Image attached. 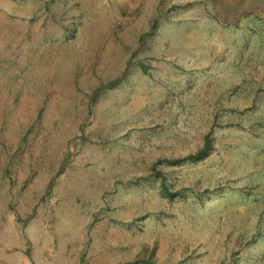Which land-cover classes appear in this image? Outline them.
<instances>
[{
	"label": "rangeland",
	"instance_id": "374dc122",
	"mask_svg": "<svg viewBox=\"0 0 264 264\" xmlns=\"http://www.w3.org/2000/svg\"><path fill=\"white\" fill-rule=\"evenodd\" d=\"M0 264H264V0H0Z\"/></svg>",
	"mask_w": 264,
	"mask_h": 264
},
{
	"label": "trees",
	"instance_id": "16d2710c",
	"mask_svg": "<svg viewBox=\"0 0 264 264\" xmlns=\"http://www.w3.org/2000/svg\"><path fill=\"white\" fill-rule=\"evenodd\" d=\"M204 153H205V152H204ZM201 154H202V153H200V156H201ZM203 155H205V154H203Z\"/></svg>",
	"mask_w": 264,
	"mask_h": 264
}]
</instances>
